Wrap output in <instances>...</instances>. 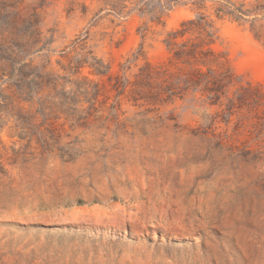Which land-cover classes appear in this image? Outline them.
Segmentation results:
<instances>
[{"label":"rangeland","instance_id":"rangeland-1","mask_svg":"<svg viewBox=\"0 0 264 264\" xmlns=\"http://www.w3.org/2000/svg\"><path fill=\"white\" fill-rule=\"evenodd\" d=\"M224 1L232 17L215 21L214 48L235 76L230 91L250 83L264 93V0L183 1L159 25L137 12L118 19L98 0H46L37 47L49 42L23 61L40 70L37 98L56 100L54 84L68 92L83 77L98 82L94 68L130 77L144 62L165 63L166 33L198 12L216 20ZM38 2L23 0V7ZM191 100L123 103L121 129L97 122L71 131L72 109L62 107L59 148L71 142L69 156L24 150L5 127L0 264H264V130L253 127L264 109L251 104L228 127L218 123L214 134L229 143L218 148L207 130L217 110Z\"/></svg>","mask_w":264,"mask_h":264},{"label":"trees","instance_id":"trees-1","mask_svg":"<svg viewBox=\"0 0 264 264\" xmlns=\"http://www.w3.org/2000/svg\"><path fill=\"white\" fill-rule=\"evenodd\" d=\"M38 1V5L24 8L23 0H0V133L7 127L12 138L26 142L24 150L34 145L33 149L44 155L63 150L68 154L73 149L71 142L59 148L64 124H57L59 116L56 111L62 110V107L72 109V114L66 116L71 131L75 127L85 128L97 122L106 129L109 124L121 129L125 127L119 120L123 103L133 108L166 106L191 96V102L200 101L208 109L217 110L210 118L207 130L218 148L229 144L227 135L214 134L213 129L218 123L228 127L232 116L251 104L264 109V93L259 87L245 83L230 91L234 87L235 76L227 56L214 48L217 41L215 21L232 17V12L225 10L230 5L227 1L221 8H214L216 20L198 12L194 19L183 21L179 28L167 32L162 41L168 52L165 63L152 65L144 62L130 77L111 73L110 67L103 71L94 68L90 73L100 78L98 82L83 77L68 92L56 91L54 84L52 90L56 100L37 98L41 85L38 81L41 78L38 74L40 70L35 68L29 71L23 61L42 51L49 42L37 47L41 36L39 10L46 0ZM98 1L107 14L118 19H126L137 12L141 16H148L150 22L157 25L161 24L163 13L173 6L183 1L196 4V0ZM197 5L198 10L203 8V5ZM238 13L239 17L243 15L242 12ZM138 56H134V61ZM83 67L78 61V71ZM83 103L86 104L84 108ZM255 119L253 127L261 132L264 130V118ZM237 126L235 124L234 131H237ZM197 130L195 134L199 133ZM201 133L207 134L206 131ZM229 147L230 155H235L237 147ZM248 154L242 151L238 155ZM13 155H25V152H14ZM1 160L0 155V174H3Z\"/></svg>","mask_w":264,"mask_h":264}]
</instances>
